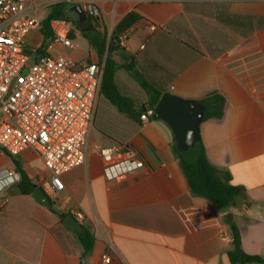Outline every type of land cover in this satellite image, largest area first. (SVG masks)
Segmentation results:
<instances>
[{
    "label": "crops",
    "instance_id": "0c3cea01",
    "mask_svg": "<svg viewBox=\"0 0 264 264\" xmlns=\"http://www.w3.org/2000/svg\"><path fill=\"white\" fill-rule=\"evenodd\" d=\"M79 1L99 10L108 31L131 12L142 17L125 47L112 52L118 90L135 102V111L121 113L101 95L86 161L62 176L65 190L56 203L64 214L84 213L95 246L83 259L77 233L57 212L33 196L10 195L0 211V264H106V255L109 264H230L231 224L239 228L244 252L264 259V30L240 34L214 17L217 4L232 15L264 17V0ZM150 24L159 30L143 32ZM37 42L29 37V47ZM96 58L90 61L104 63ZM166 78L172 80L165 90L183 99H225L223 117L201 125V141L210 163L243 188L227 210L192 194L171 129L152 117L140 120L149 109L142 110L148 102L142 84ZM113 146L129 147L146 168L108 181L97 149ZM14 159L41 188L37 179L49 175L41 159L31 152ZM5 168L16 167L0 151Z\"/></svg>",
    "mask_w": 264,
    "mask_h": 264
},
{
    "label": "built area",
    "instance_id": "2783aa9c",
    "mask_svg": "<svg viewBox=\"0 0 264 264\" xmlns=\"http://www.w3.org/2000/svg\"><path fill=\"white\" fill-rule=\"evenodd\" d=\"M155 4L183 3L185 0H148ZM57 0H0V149L11 157L31 152L41 159L48 177H39L38 185L57 203L65 187L62 176L80 166L87 150L98 102L104 63L89 59L77 61L64 50L78 49L71 37L73 25L65 20L51 22L52 36L42 33L47 10ZM87 17L96 18L99 10L88 3L83 6ZM157 25L142 31L154 34ZM131 32L122 34L118 43L125 47ZM38 42L29 47V37ZM43 51L39 53L38 51ZM53 50H60L53 56ZM148 109L140 116L144 124L154 115ZM108 181L135 173L146 164L129 147L98 148ZM21 182L16 168L0 170V211L10 202L9 191ZM57 205V204H56ZM81 224L86 216L73 213ZM109 264V255L104 257Z\"/></svg>",
    "mask_w": 264,
    "mask_h": 264
},
{
    "label": "trees",
    "instance_id": "16d2710c",
    "mask_svg": "<svg viewBox=\"0 0 264 264\" xmlns=\"http://www.w3.org/2000/svg\"><path fill=\"white\" fill-rule=\"evenodd\" d=\"M70 8L71 6H69L67 2H59L53 5L44 16L42 33L46 38L52 36L51 22L53 21L65 20L72 23L75 30L81 32V35L87 40L89 46L96 51L100 63L104 60L101 95L121 113L134 112L136 108L135 102L121 95L118 90L117 72L119 70V65L112 58V52L120 47L118 43L119 37L129 32L142 17L136 12L129 13L115 29L112 30L109 37L107 29L102 22L100 12L96 18L88 17L87 23L93 30L86 29L87 31H85V29L80 26V22L75 21L71 17L72 13H70ZM214 17L217 22L223 26L231 28L240 34H248L257 29L264 30V17L232 15L227 11L224 5L217 4L215 6ZM98 30H101V32ZM71 37L75 39L74 30L71 32ZM39 53H43V51L40 50L38 51V54ZM171 80V78H166L164 81L152 85L148 83L142 84L148 95V102L142 107L143 111L147 108L156 109L160 99L167 92L164 85ZM200 103L206 108L205 121L214 119L219 120L223 117L225 99L221 95H212L201 100ZM0 151L13 160L16 169L20 172L21 182L19 185L22 193L27 196H32L33 192L39 187L28 177L25 171L22 170L14 157H11L2 149H0ZM173 152L182 168L193 195L211 201L220 210H227L234 205L237 197L243 192V188L232 185L230 175L224 173L210 163L202 141L189 148L186 152L178 150L174 143ZM68 215L71 214L63 213L59 214V217L61 221L64 222ZM231 231L233 235V249L227 255L229 263L263 264V258L250 256L244 252L241 244V234L239 228L235 224H231ZM78 238L83 247V259H85L93 251L95 236L88 228H85L84 234L78 236Z\"/></svg>",
    "mask_w": 264,
    "mask_h": 264
},
{
    "label": "water",
    "instance_id": "95a60500",
    "mask_svg": "<svg viewBox=\"0 0 264 264\" xmlns=\"http://www.w3.org/2000/svg\"><path fill=\"white\" fill-rule=\"evenodd\" d=\"M70 13L75 14L86 29L93 30L87 23L88 17L80 4L72 6ZM152 119L164 122L173 133L176 148L186 152L201 141V125L206 119V108L200 102L186 100L166 92L160 99ZM17 194H22L19 184L14 185L9 191L11 196ZM32 196L41 205L58 214H63V211L42 188H37ZM64 224L73 229L78 236L84 234V225L79 223L73 215H68Z\"/></svg>",
    "mask_w": 264,
    "mask_h": 264
},
{
    "label": "rangeland",
    "instance_id": "374dc122",
    "mask_svg": "<svg viewBox=\"0 0 264 264\" xmlns=\"http://www.w3.org/2000/svg\"><path fill=\"white\" fill-rule=\"evenodd\" d=\"M69 6H74V5H78L81 4L79 0H68L67 1ZM81 6H83L81 4ZM75 21H78L77 19L74 18V15L72 14L71 16ZM81 27H83L86 30V27L84 25H82ZM73 30L75 32V44L77 45L78 49L74 52H71L69 50H64L63 53L67 54V55H72L73 57H82V56H86L87 55V58L89 60H92V59H95V61H97V58H96V53L93 49L90 48V46H88V43L87 41L83 38V36L81 35V32L75 30V28L73 27ZM101 32V30H98ZM107 33L109 34V37L112 33V31H108L107 30ZM62 52L60 50H53L52 51V55L53 56H59ZM89 53V54H88Z\"/></svg>",
    "mask_w": 264,
    "mask_h": 264
},
{
    "label": "flooded vegetation",
    "instance_id": "af4514ba",
    "mask_svg": "<svg viewBox=\"0 0 264 264\" xmlns=\"http://www.w3.org/2000/svg\"><path fill=\"white\" fill-rule=\"evenodd\" d=\"M73 15H74V18L78 20L77 16L75 14H73ZM78 22H80V21L78 20ZM80 26H82L81 23H80Z\"/></svg>",
    "mask_w": 264,
    "mask_h": 264
}]
</instances>
